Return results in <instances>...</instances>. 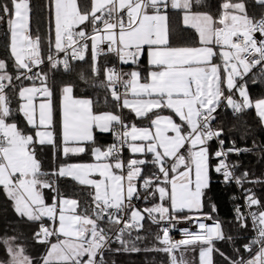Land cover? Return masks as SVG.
I'll use <instances>...</instances> for the list:
<instances>
[{
  "label": "snow or ice",
  "instance_id": "snow-or-ice-1",
  "mask_svg": "<svg viewBox=\"0 0 264 264\" xmlns=\"http://www.w3.org/2000/svg\"><path fill=\"white\" fill-rule=\"evenodd\" d=\"M254 3L264 8V0ZM194 6H205V0H89L83 7L77 0H52L55 35L54 41L49 36L45 54L41 36L29 32L28 0H0V22L7 24L10 36L8 58L0 59V187L22 221L37 223L31 239L47 246L46 253L34 259L17 242L20 236L0 237L8 257L0 264H107L105 251H141L135 241L143 237H124L143 229L146 217L166 226L160 228L162 236H156L163 247L144 251L167 254L168 264H190L184 252L196 245L199 264H214V253L221 264H264V205L251 189L247 207L258 210L244 214L235 209L239 227L248 229L250 217L254 232L242 245L243 252L232 236H225L220 222L210 226L201 219H212L203 213V199L213 158L215 172L226 182H247L248 174L235 176L226 158L251 149L236 148L233 142L225 151L224 130L213 127V121L221 108L239 115L255 107L264 122V98L253 102L244 81L258 65L264 76V38L256 36L264 37V15L249 16L244 0H224L215 16L193 11ZM171 10L183 13V24L195 29L200 46L170 45ZM89 50L92 86L105 90V103L110 96L113 110L95 111L98 101L74 96L73 83H56V74L74 71L72 62L84 61ZM110 55L135 68L124 72L102 65L99 58ZM145 56L147 66L141 68ZM45 63L48 71H34ZM79 75L88 82L83 72ZM24 80L31 86H24ZM14 81L21 82L18 91ZM57 88L62 154L79 155L90 145L93 162L60 164L46 171L40 153L52 146L55 158L59 147ZM10 92L18 100L15 108ZM236 93L240 100L234 98ZM37 96L43 97L38 107ZM17 114L24 117L23 127L15 120ZM143 119L149 126L136 124ZM98 133L111 134L113 142L98 145ZM125 149L132 154L128 159ZM62 179L87 189L86 199L65 195ZM140 200L158 202L139 208L135 201ZM45 218L51 223L45 224ZM184 221H195L199 230L183 229V239H172L170 230ZM110 234L120 248L110 249ZM225 240L233 245L232 255L215 246Z\"/></svg>",
  "mask_w": 264,
  "mask_h": 264
},
{
  "label": "trees",
  "instance_id": "trees-1",
  "mask_svg": "<svg viewBox=\"0 0 264 264\" xmlns=\"http://www.w3.org/2000/svg\"><path fill=\"white\" fill-rule=\"evenodd\" d=\"M224 2V0H205V6H194L193 11H207L211 14L218 15L219 7ZM249 16L259 19L264 15V8L254 3V0H244ZM52 0H28L30 8V22L29 31L32 36L39 34L41 36L43 48L47 51L48 48V38L51 36L54 39V19L52 18V12L50 5ZM51 20V23H50ZM170 30L172 38L174 35H180L181 37H186L187 42L192 44L197 43V34L192 29L185 27L180 20L179 13L170 16ZM54 41V40H53ZM8 45H9V34L7 24L0 22V59L8 58ZM100 63L103 65L107 63L109 66L115 62V56L110 55L108 57H100ZM145 58L142 63L145 65ZM11 63V61H9ZM91 52L85 55L84 61H73V69L71 73L59 72L56 74L55 80L57 85L61 81H68L75 85L74 94L78 97H90L98 103L95 105L94 110L110 111L113 110L111 97H108V103H105V96L107 93L104 89L92 86V73H91ZM124 67H126L124 65ZM48 71V65L40 67L37 71ZM11 71V69H10ZM83 72L88 82L80 79V73ZM51 75V74H50ZM100 79H103L101 76ZM256 83H253V80ZM247 83L250 98L255 101L260 98H264V76L260 73H252L245 78ZM17 85V91L21 85L20 81H14ZM32 82L24 80L23 85L26 86ZM51 83V80H50ZM59 92L56 89L55 94ZM9 95L13 99V108L17 107L18 100L16 94L10 92ZM56 115V134H57V145L58 152H60V136L58 131V121L57 113ZM15 120L20 124L21 127L24 126V117L21 114L15 116ZM215 128H223V135L221 139L225 141L224 146L232 147L233 142L236 148H248L251 151L240 152L239 154L233 152L230 154V159L233 161L235 167V175L237 177L242 176V174L247 173V182L240 185L241 189L247 192L251 189V192L260 199L262 205H264V125L262 124L260 118L258 117L254 107L245 110L239 115H233L230 108H221L218 110L217 119L214 121ZM103 136L104 139L101 138ZM100 140L112 143L114 138L111 134H98ZM212 148L215 150L217 144L212 143ZM54 149L52 146H47L40 153V158L44 163V169L46 171H51L53 168L57 167L63 162H76L86 160V156L79 157H68L64 158L60 154L59 157L49 158L48 154H53ZM131 157L129 151H126L125 159ZM217 164V160L213 158L212 169L210 170V185L205 189L204 194V207L203 213L211 215L214 221H218L222 225V231L225 236H232L234 239L235 247L241 248L243 252L242 245L247 243L248 240L253 236V231L251 229V222L248 219V229H241L239 227V222L233 213L232 208V196L237 191V186L234 181L226 182L223 180L214 168ZM259 180L262 183H252L251 181ZM61 191L67 196H73L78 199H86L85 193L87 189H81L80 186L76 185L70 180H60L59 181ZM47 197H51L52 193L45 190ZM49 202L50 199H49ZM156 200H150L145 202L141 200L139 205L140 208L151 206ZM213 206H215V211H213ZM256 207V206H255ZM257 208V207H256ZM258 210V209H257ZM47 219V218H46ZM143 229L133 231L132 237H128L125 234V239H134L135 236L139 235L143 237L142 240H136L135 244L141 249L139 252H114L111 250L105 251L104 257L107 264H168V256L165 253L157 251H144V249L159 248L163 247L162 244L157 241L156 236L161 235L158 225L153 224L149 219H145L142 222ZM37 223L22 221L15 213L12 201H10L3 192L2 187H0V237L6 236H20L17 241L19 244H23L26 249V254L35 258H40L46 253L47 246L45 244L37 243L31 239V236L35 230H37ZM22 234V235H21ZM53 240V239H52ZM215 246L225 251L229 255L233 254L232 243L225 241L215 242ZM121 245L118 242L112 241L110 244V249L120 248ZM177 255H179L177 253ZM246 255V253H245ZM185 258L190 262V264H199V245L195 246V250L192 246H189L188 250L184 252ZM7 255L3 245H0V259H7ZM214 264H221V257L214 253L213 254Z\"/></svg>",
  "mask_w": 264,
  "mask_h": 264
},
{
  "label": "crops",
  "instance_id": "crops-1",
  "mask_svg": "<svg viewBox=\"0 0 264 264\" xmlns=\"http://www.w3.org/2000/svg\"><path fill=\"white\" fill-rule=\"evenodd\" d=\"M77 2H78V4H80L82 7L83 6H86V5H88V3H89V0H77ZM176 13H179V17H180V20H181V23L183 24V21H182V16H183V13L182 12H180V11H178V10H171L170 11V16H172V15H174V14H176ZM184 25V24H183ZM170 26V25H169ZM185 26V25H184ZM54 27H55V25H54ZM185 27H187V26H185ZM187 28H189V29H192L193 31H195V29H193V28H191V27H187ZM30 32V31H29ZM196 32V31H195ZM197 34V43H194V44H192L191 42H187V38L184 36V37H181L180 35H174V38H172V34H171V30H170V45L172 46V47H196V46H200L199 45V36H198V33H196ZM54 35H55V33H54ZM54 35H53V37H54ZM54 40V39H53ZM9 42H10V36H9ZM145 58V60H146V64L144 65L143 63H141V68H144V67H146L147 66V58H146V56L144 57ZM144 58H142V60L144 59ZM216 63H220V60L219 59H217L216 61H215ZM126 67H124L123 68V71L124 72H129V71H131V70H133L134 68H135V65H125ZM142 75H147V73L146 72H143L142 73ZM127 78V77H126ZM50 82V81H49ZM238 82H239V80H238ZM31 84L32 83H30V84H28V85H26V86H31ZM35 84H36V86H39L40 85V82H39V80H37V81H35ZM248 87V86H247ZM248 92H249V89H248ZM74 96H76L75 94H74ZM249 96H250V94H249ZM76 97H78V96H76ZM79 98V97H78ZM133 97L131 96V95H129V99H132ZM235 99H237V100H240L241 98L239 97V94L238 93H236V95H235V97H234ZM260 99H262V98H260ZM43 100V97H40V96H37V98H36V100L34 101L36 104H37V107H38V105H39V103L41 102ZM258 100V99H257ZM256 101V100H255ZM255 101H253V102H255ZM54 104L56 105V108H57V111H56V113H57V121H58V131H59V133H60V127H59V121H60V112H59V104H60V93L58 92L57 93V95L55 94V96H54ZM255 108V107H254ZM125 111V113L126 114H128V110L126 109V110H124ZM164 114L165 115H168V114H170L167 110H165V112H164ZM55 117H56V115H55ZM54 117V119H55V121H56V118ZM134 118V117H133ZM135 122H136V124L138 125V126H149V121L147 120V119H143V120H135ZM262 122V121H261ZM262 124L264 125V122H262ZM99 134V133H98ZM98 134H97V143H98V145H102V146H106L107 144H109L108 142H106V141H102V140H100L101 138L102 139H104L103 138V136H101V138H98ZM100 135V134H99ZM102 135H105V134H102ZM60 136V135H59ZM90 145H89V150L88 151H86L85 153H82V154H79V155H70V156H68V157H72V158H74V157H79V156H83V155H85L87 158H86V160H83V161H76V162H63V163H61V164H71V163H91V162H93V157H92V155H91V151H90ZM60 152H58V151H56V156L55 157H59L58 155L60 154L62 157H64L63 156V154H62V146H60ZM130 153V152H129ZM131 154V153H130ZM132 155V154H131ZM48 157L51 159H53L54 158V156H53V154H48ZM68 157H64V158H68ZM210 175V174H209ZM209 185H210V179H209ZM156 202H158V201H156ZM46 219V218H45ZM52 242H55V238L52 240Z\"/></svg>",
  "mask_w": 264,
  "mask_h": 264
},
{
  "label": "built area",
  "instance_id": "built-area-1",
  "mask_svg": "<svg viewBox=\"0 0 264 264\" xmlns=\"http://www.w3.org/2000/svg\"><path fill=\"white\" fill-rule=\"evenodd\" d=\"M256 36H257L258 39H262V38H264V37H261L259 33H257ZM33 37H35V36H33ZM41 46H42V49H43L44 53L46 54L47 51H45L44 48H43L42 40H41ZM104 47H106V46H104ZM89 52H90V50H89L85 55H87ZM113 56H114V55H113ZM45 65H47V63L41 65L40 67H43V66H45ZM113 65H115V66L118 67V68H121L122 70H123V68H124V65L119 64V62L116 60V58H115V62H113V63L111 64V66H113ZM40 67H39V68H40ZM261 67H262V66H259V65H258L257 67L253 68L252 71H251L248 75H250V74H252V73H261ZM39 68H34V71H37ZM248 75H247V76H248ZM247 76H246V77H247ZM246 77H245V78H246ZM245 78H244V81H245ZM240 82H241V81H239L238 83H240ZM120 91H123V88H120ZM213 127H215V126H214V121H213ZM213 142H215V143L217 144V148H218V141H215V140H214ZM213 142H212V143H213ZM217 148H216V149H217ZM228 148H230V147H226V146H224L225 151H227ZM126 151H127V149H125L124 152H123V156H124V158H125ZM231 153H233V152H231ZM231 153L228 154V156H227V158H226V163L230 166V170L233 171V172H234V175H235L234 168L231 167V166L234 165L233 161L230 159V154H231ZM218 174H219V176L224 180L223 174H222V173H218ZM235 176H236V175H235ZM233 181H234V180H233ZM229 182H230V181H229ZM234 182H235V181H234ZM235 184H236V186H237V191H236V192L233 194V196H232V208H233L234 216L236 217L235 209H236L237 207H239V208L241 209V212H243L244 214H247L249 211H257V208H256L255 206H253L251 209H249V208L247 207V201H246L245 197H246V195H247L248 193L245 192L243 189H241L240 184H237L236 182H235ZM140 201H141V200H140ZM140 201H135L137 207H139V208H140V205H139ZM201 219H202V221H203L204 223H206V224H208V225H210V226L213 225L214 222H216V221H214L213 219H204L203 217H201ZM248 219H249L250 222H251V218L248 217ZM44 223H45V224H50L51 222L48 221L47 219H45V220H44ZM162 226H166V225H158L159 231H160V228H161ZM183 229H188L189 231H193V232L199 230V229H198V226H197V223H196L195 221H184V222H181V223L176 224L175 227L172 228V229L170 230L169 235H170V236L172 237V239H174V240H180V239H183V238H184V237H183V234H182V230H183ZM160 232H161V231H160ZM161 233H162V232H161ZM110 235L113 236V241H115L114 234H110ZM253 235H254V232H253ZM54 238H55V237H53L52 239H54ZM115 242H116V241H115ZM246 255H247V254H246Z\"/></svg>",
  "mask_w": 264,
  "mask_h": 264
},
{
  "label": "rangeland",
  "instance_id": "rangeland-1",
  "mask_svg": "<svg viewBox=\"0 0 264 264\" xmlns=\"http://www.w3.org/2000/svg\"><path fill=\"white\" fill-rule=\"evenodd\" d=\"M179 254V253H178Z\"/></svg>",
  "mask_w": 264,
  "mask_h": 264
},
{
  "label": "water",
  "instance_id": "water-1",
  "mask_svg": "<svg viewBox=\"0 0 264 264\" xmlns=\"http://www.w3.org/2000/svg\"><path fill=\"white\" fill-rule=\"evenodd\" d=\"M129 66V65H128Z\"/></svg>",
  "mask_w": 264,
  "mask_h": 264
}]
</instances>
